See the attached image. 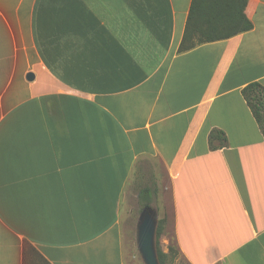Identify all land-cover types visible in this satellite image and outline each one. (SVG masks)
Listing matches in <instances>:
<instances>
[{"label":"crops","instance_id":"obj_1","mask_svg":"<svg viewBox=\"0 0 264 264\" xmlns=\"http://www.w3.org/2000/svg\"><path fill=\"white\" fill-rule=\"evenodd\" d=\"M191 2L0 0V264H138L123 222L161 190L185 264H264V0L179 52Z\"/></svg>","mask_w":264,"mask_h":264},{"label":"trees","instance_id":"obj_2","mask_svg":"<svg viewBox=\"0 0 264 264\" xmlns=\"http://www.w3.org/2000/svg\"><path fill=\"white\" fill-rule=\"evenodd\" d=\"M240 6L237 7V4ZM247 0H192L184 34L178 51H188L202 43L228 39L252 29V23L247 19L244 9ZM259 128L264 135V87L259 83H251L242 90ZM218 139L219 146L226 142L223 132L215 130L210 134L211 148H216L213 142ZM144 208L149 204H143ZM161 234V222L156 230V239ZM169 252L174 248L168 247ZM157 250V249H156ZM160 264H164L166 254L157 250Z\"/></svg>","mask_w":264,"mask_h":264},{"label":"rangeland","instance_id":"obj_3","mask_svg":"<svg viewBox=\"0 0 264 264\" xmlns=\"http://www.w3.org/2000/svg\"><path fill=\"white\" fill-rule=\"evenodd\" d=\"M159 191V190H158ZM159 196L152 199V203L149 205L156 210L158 215V223H162V229L160 236L156 239V249L166 254L164 264H185V261L179 255L178 250L175 247L174 241L166 233L171 229V199L170 192L167 190L159 191ZM144 208L143 204L137 202L133 206L130 214L126 216L123 222V231L126 241L130 244L131 252L134 255V261L138 264H143L140 255L137 251L135 244L136 224L138 217ZM167 241H171L168 245ZM172 246L174 250L169 252L168 247Z\"/></svg>","mask_w":264,"mask_h":264},{"label":"water","instance_id":"obj_4","mask_svg":"<svg viewBox=\"0 0 264 264\" xmlns=\"http://www.w3.org/2000/svg\"><path fill=\"white\" fill-rule=\"evenodd\" d=\"M27 80L34 76L28 73ZM158 215L155 209L147 206L142 209L136 224L135 244L143 264H160L156 250V230Z\"/></svg>","mask_w":264,"mask_h":264}]
</instances>
